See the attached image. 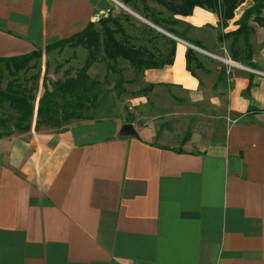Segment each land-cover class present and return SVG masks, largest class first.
Listing matches in <instances>:
<instances>
[{
    "label": "crops",
    "instance_id": "obj_1",
    "mask_svg": "<svg viewBox=\"0 0 264 264\" xmlns=\"http://www.w3.org/2000/svg\"><path fill=\"white\" fill-rule=\"evenodd\" d=\"M130 3L0 0V58L122 11L139 18ZM251 3L226 28L200 7L189 15L161 8L159 17L189 28L186 40L209 44L207 32L218 42L236 31ZM147 20L178 42L171 66L140 78L153 86L145 93L164 89L182 104L174 126L136 113L135 137L121 135L126 122L111 117L1 138L0 264H264V77L231 61L219 85L207 65L194 77L192 46L178 27L170 25L174 35Z\"/></svg>",
    "mask_w": 264,
    "mask_h": 264
},
{
    "label": "rangeland",
    "instance_id": "obj_2",
    "mask_svg": "<svg viewBox=\"0 0 264 264\" xmlns=\"http://www.w3.org/2000/svg\"><path fill=\"white\" fill-rule=\"evenodd\" d=\"M183 1L131 0L130 5L139 18H132L126 11H122V13L114 15L113 21L108 24V27L114 32L117 41L127 46L147 50L151 55L149 59L152 62H165L171 48L170 41L175 40L166 36L157 26H155L156 28L149 27L147 25L149 20L147 19L157 22L162 28L167 30H170V25H176L178 27L176 31L178 37L187 39V35L190 33L189 28L186 29L178 22L172 21V18L166 20L159 17V15H162L161 8L170 10V12L172 10L177 13L184 12ZM252 2L251 4L254 6L255 2L253 0ZM241 12L242 10L237 11V15H240ZM259 16L262 18L263 24L258 23L255 16L249 20L251 32L248 40L243 35H237L227 39L224 38L222 41L218 40L217 42L216 37L213 34L209 35L207 32L206 37L209 39V44L201 43L202 48L189 44L192 46L190 48L194 52L195 59L191 63L193 73L195 74L197 69L195 66L196 60L197 62L201 61L202 65L217 69L220 75L216 85H219V83L224 82L223 79H227L229 69L235 65L227 63V61H231L246 67L250 73L264 77V27H261L264 25V7ZM144 25L146 26L145 28L143 27ZM95 31L103 37L104 28L102 25L96 24ZM175 42L178 43L177 41ZM246 42H249L250 45L252 44L251 50L246 47ZM212 49L214 53L218 54L217 56L212 57L208 54L209 52L207 51ZM231 49L237 50L239 61L232 60ZM249 51H251L252 59L256 61L253 65L245 60ZM88 59V49L78 46L64 47L63 49L45 53L40 59L30 62L14 75L9 71L12 69H7L4 65H1L0 92L6 89L9 82H13L20 89L36 98V108H38L39 101L46 91L49 94L48 103L52 108L60 113L71 111L70 104L76 102V95L64 92L62 82L68 77H75L76 73L89 61ZM145 71L147 70L136 72L128 61L121 58L111 61L100 50L88 72L90 77L96 80L98 84L91 91L88 98L84 100L85 107L78 109L77 113H75L76 118L67 124L82 121V119L101 121L111 117H119L126 124H130L132 119L136 118V113H138L142 119L149 115L151 120L156 122L162 129L168 125L174 126L178 119L176 116L179 111L178 106H182V104L178 100L175 101L171 94L169 96L165 94L163 92L164 89H158L159 91L151 93L155 89L153 88L151 92L142 94V90L148 87L147 83L140 79ZM205 73L210 76L212 72L206 71ZM93 96L95 99H93ZM17 117L18 114L8 104H0V119L6 122L5 127L0 126V136L6 127L13 129L14 135L18 133L14 129ZM37 120L38 118L35 114L32 119L33 128H35ZM65 126L66 123H63L61 124V129H57V127H51L46 123H40L37 130L61 131ZM186 131L187 127L183 128V134Z\"/></svg>",
    "mask_w": 264,
    "mask_h": 264
},
{
    "label": "trees",
    "instance_id": "obj_3",
    "mask_svg": "<svg viewBox=\"0 0 264 264\" xmlns=\"http://www.w3.org/2000/svg\"><path fill=\"white\" fill-rule=\"evenodd\" d=\"M123 1L128 3L131 0ZM246 1L248 0H184L182 7L185 9L183 12L185 15L191 14L195 7H200L217 13L220 20V27L226 28L228 26V22L234 19L235 11ZM253 1L255 2V5L252 8L246 10L242 18L238 21L237 25L239 28L234 32L220 36L219 41H222L224 38L227 39L231 36L237 35H243L246 40H248L251 32L249 20L253 16H255V19L258 21V23L260 22V24H263L262 18L259 15L261 14V10L264 7V0ZM112 21L113 17L111 16L99 21V24L104 28L103 37H101L100 33L95 31V24L91 23L83 32L78 33L68 39L50 44L43 50H34L31 53L21 56L0 58V68L1 65H4L7 69H12L9 71L14 75L17 73V71L27 66L30 62L40 59L43 54L50 53L56 49L82 46L87 48L89 51V61L85 64V66L76 73L75 77H68L62 82V88L64 92L76 95V102L70 104L71 111H63L60 113L56 109L52 108L48 103L49 94H47L46 91L39 101L38 108H36V98L34 96L29 95L13 82H9L7 84L6 89L0 92V104H8L9 107L18 114L16 123L14 125V129L18 133L15 135H19V133H26L32 131L33 129L35 131H39L37 128L39 127L40 123H46L51 127H57V129H61V124L66 123L67 126L68 122L74 120L76 118L75 113H77L78 109L83 108V106L85 107L84 100L88 98L91 91H93L98 84L96 80H93L90 77L88 72L91 65L95 62L98 52L100 53V50H102L105 56L111 61H115L120 58L128 61L136 72H141L142 70L148 69L163 68L165 66H171L174 63L177 46L175 41H170L171 48L168 52L167 60L165 62H152L149 59V56L151 55L147 50L127 46L126 44L117 41L114 32L108 27V24ZM156 25L161 27L157 22ZM168 32L176 35L173 31L168 30ZM183 40L199 48H202L200 42H191L186 39ZM246 47L249 48V50L252 48L249 42H246ZM231 55L232 60L239 61V56L236 49H231ZM194 60V52L191 48H188L186 53L187 70L195 77V74L191 69V63ZM245 60L253 65L251 51H249V53L246 55ZM195 66L197 69L202 68L201 63L197 62V60L195 62ZM152 87L153 86H149L142 90V92L145 93ZM249 87H251V84ZM93 99H95V97ZM35 114L37 115L38 120L36 121L35 128H33L32 119ZM46 115L47 117H45ZM5 123L6 122L4 120L0 119V126L5 127ZM65 127L62 128L61 131L65 130ZM11 136H14L13 129L6 127L3 134H1L0 139Z\"/></svg>",
    "mask_w": 264,
    "mask_h": 264
},
{
    "label": "water",
    "instance_id": "obj_4",
    "mask_svg": "<svg viewBox=\"0 0 264 264\" xmlns=\"http://www.w3.org/2000/svg\"><path fill=\"white\" fill-rule=\"evenodd\" d=\"M188 45V44H187ZM189 46V45H188ZM120 134L128 137H135L137 133L132 124H124L121 128Z\"/></svg>",
    "mask_w": 264,
    "mask_h": 264
},
{
    "label": "bare ground",
    "instance_id": "obj_5",
    "mask_svg": "<svg viewBox=\"0 0 264 264\" xmlns=\"http://www.w3.org/2000/svg\"><path fill=\"white\" fill-rule=\"evenodd\" d=\"M184 49V48H183ZM233 63V62H232Z\"/></svg>",
    "mask_w": 264,
    "mask_h": 264
}]
</instances>
